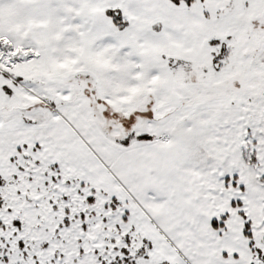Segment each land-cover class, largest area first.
Wrapping results in <instances>:
<instances>
[{"label":"snow or ice","instance_id":"6c2138e0","mask_svg":"<svg viewBox=\"0 0 264 264\" xmlns=\"http://www.w3.org/2000/svg\"><path fill=\"white\" fill-rule=\"evenodd\" d=\"M0 264H264V0H0Z\"/></svg>","mask_w":264,"mask_h":264}]
</instances>
